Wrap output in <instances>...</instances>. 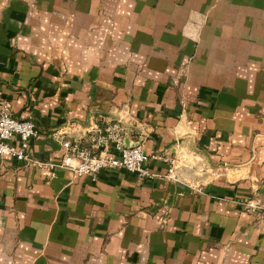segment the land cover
I'll return each mask as SVG.
<instances>
[{
  "label": "crops",
  "instance_id": "1",
  "mask_svg": "<svg viewBox=\"0 0 264 264\" xmlns=\"http://www.w3.org/2000/svg\"><path fill=\"white\" fill-rule=\"evenodd\" d=\"M83 145L120 120L154 174L0 156V264H264V0H0V106ZM183 160L179 180L169 158Z\"/></svg>",
  "mask_w": 264,
  "mask_h": 264
},
{
  "label": "built area",
  "instance_id": "2",
  "mask_svg": "<svg viewBox=\"0 0 264 264\" xmlns=\"http://www.w3.org/2000/svg\"><path fill=\"white\" fill-rule=\"evenodd\" d=\"M126 126L120 120L107 125L103 134L91 142L83 145L79 140H71L64 132L57 136L62 142L64 154L59 162L36 157L31 152V141L38 135L34 121L16 117L8 101L0 106V156H12L26 166H33L47 175L56 168L71 170L75 175L86 176L96 181L104 170L125 169L142 177L154 174L146 163L150 158L141 143L128 145L125 142ZM170 162L166 178L179 180L178 168L183 164L180 157L167 159ZM241 210L256 213L264 218V206L255 198H245L239 202Z\"/></svg>",
  "mask_w": 264,
  "mask_h": 264
},
{
  "label": "water",
  "instance_id": "3",
  "mask_svg": "<svg viewBox=\"0 0 264 264\" xmlns=\"http://www.w3.org/2000/svg\"><path fill=\"white\" fill-rule=\"evenodd\" d=\"M180 166H182V165H180ZM180 166H179V168H180ZM179 168H178V172H179Z\"/></svg>",
  "mask_w": 264,
  "mask_h": 264
}]
</instances>
